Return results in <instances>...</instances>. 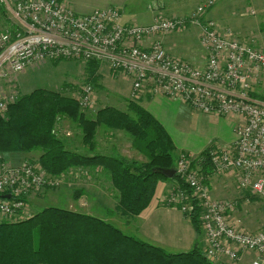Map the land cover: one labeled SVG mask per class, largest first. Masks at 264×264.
Returning <instances> with one entry per match:
<instances>
[{
	"label": "built area",
	"instance_id": "obj_1",
	"mask_svg": "<svg viewBox=\"0 0 264 264\" xmlns=\"http://www.w3.org/2000/svg\"><path fill=\"white\" fill-rule=\"evenodd\" d=\"M0 3L10 15L9 23L0 26V117L18 100L16 82L27 67L59 59L104 64L130 81V101L138 102L149 89L198 112L235 117L233 142L209 147L212 171L234 177L240 191L264 202V49L205 17L213 0L184 15H166L159 6L146 24L122 23L116 6L78 14L63 0ZM191 27L198 31L203 65L170 53L163 42L164 36ZM147 39L150 44H145ZM84 82L74 92L81 110L97 99L95 86ZM195 159L182 152L175 161V174L190 192L178 184L160 201L185 215L198 207L203 254L210 262L220 257L236 261L243 253H252L250 264H264V227L255 231L243 227L233 217L237 202L212 196L203 171L192 165ZM37 161L14 162L0 152V223L29 218V199L47 187L72 185L75 175L89 177L83 167L76 173L52 175Z\"/></svg>",
	"mask_w": 264,
	"mask_h": 264
},
{
	"label": "trees",
	"instance_id": "obj_2",
	"mask_svg": "<svg viewBox=\"0 0 264 264\" xmlns=\"http://www.w3.org/2000/svg\"><path fill=\"white\" fill-rule=\"evenodd\" d=\"M97 67L96 62L89 61L85 70L92 75ZM128 108L130 114L124 115L111 106L101 107L96 118L90 119L76 101L54 90L34 89L11 105L4 118L0 117V152L9 157L11 153L37 151L41 166L52 175H65L70 170L76 173L78 167L87 169L90 177L75 175L73 187L85 178L87 182L99 180L95 170H104L106 175L101 173L99 177L109 180L111 198L115 200V208L109 210L111 214L126 218L137 216L149 206L158 179L164 177L159 169H174L176 156L174 142L162 124L138 102L129 101ZM99 114L107 116V123L121 125L134 147L145 154L146 161L94 152L97 125L103 123ZM61 116L74 121L83 144L92 150L91 155L73 151L54 132L57 118ZM208 151L209 148L203 150L192 164L201 162L204 173L212 170ZM174 178L180 188L190 192L178 175ZM84 192V189L77 190L73 196L77 199ZM198 216L196 205L186 215L202 236ZM0 264L215 263L204 256L197 244L188 251L167 252L126 234L94 214L49 205L25 220L0 223Z\"/></svg>",
	"mask_w": 264,
	"mask_h": 264
},
{
	"label": "rangeland",
	"instance_id": "obj_3",
	"mask_svg": "<svg viewBox=\"0 0 264 264\" xmlns=\"http://www.w3.org/2000/svg\"><path fill=\"white\" fill-rule=\"evenodd\" d=\"M157 1L158 0H126L125 9L123 10L122 7L120 9L122 11L121 14H124V12H128V11L132 13H137V14L142 13V12L150 13V11L155 12L157 7L160 6V3H157ZM164 1H165V6L164 5L161 6V10L163 11V13H165L166 15H182V14L190 13L196 8L198 4L206 0H164ZM213 1H214L213 6L205 13V17L209 19H214L216 21H218L219 19V21L222 20L223 22H226L228 24H233L234 17L236 18L237 16L241 19V21L244 22L245 25L250 26V28H253V29H256V24H257L258 30H260V33L263 35V37L257 39L256 40L257 43L254 46L261 47L262 49H264V29H262L264 28V14H262L260 10H257V11L254 10V9H258V7L260 8L259 3L263 5L264 0H257V1H254V0H217V1L213 0ZM116 6L120 8L119 5H116ZM1 18H2V22L4 25L9 23L10 21V15L8 14V12L1 13ZM138 20H144V19L138 17ZM231 20H233V22ZM259 20H261V23H259ZM220 23H219V27H221ZM222 27H226V26L222 25ZM196 30L197 29H195V27H191L187 30L180 31L179 33L174 32L170 36H174V35L177 36V38L173 39L174 40L173 42L175 43V46L172 45L174 50L179 52V54L185 55L186 59L193 61L195 64L203 65L204 55L195 37V34L198 35V31ZM190 31L193 32L191 40H189L187 43L178 42V39H182L184 37V34H188ZM248 32L254 33V37H251L250 34L248 35L249 39L256 38L255 32L253 30H249ZM173 42H170V43H173ZM190 52L195 56L194 58L195 60L193 59L191 60L187 57L188 53ZM88 62L89 61H85V60H61L59 59V60H47L45 62H41V63L34 64V65L27 67V69L18 76V80L16 82V88L19 94L18 100L21 98V96H23L26 93H30L34 89H45L49 91L54 90L56 93H59L61 96L70 98L73 101H76V95L74 93L77 90L76 85L85 83L84 81H87V80L92 81L95 84V86H97V88L95 87L97 93L98 92L100 93V91L102 92V90H104L105 87H103L104 89H102V87H98L94 79L95 75H100L101 73L100 70L102 69L97 67L94 73L90 75L85 70ZM105 75H107L106 71H105ZM111 96L109 97L111 101H114L116 99L115 104H117L118 101L120 100L123 107L126 106L124 108H127V109L122 110L123 111L122 114L124 115L130 114V111L128 108L129 100L125 101V98L123 99L121 96H118V97H115V96L111 97ZM104 97L105 95L102 96L100 94V98H98V94H97V99L94 105L89 107L86 110H82L84 111L83 113L86 115V117L90 119L96 118V116L94 115H97V112L101 109L99 107L105 103ZM118 107H121V106L119 105ZM199 113L200 112L198 111L190 109L189 114L178 116L176 117V120H175L176 124L178 125V129L176 130H178L182 134H189V135L191 134L190 138L192 140H190V147L192 148L197 147L198 145L202 144V139H200V134H208L210 131L209 121L206 118L200 117ZM98 117H99V120L103 122L97 125V131L99 132L97 133L98 140H100V142L103 143L104 141H106L104 138L109 136L108 137L109 140L106 141V144L109 143L110 145V143L114 142L113 140L115 139L114 137L116 136V133L118 134L121 133V127H120L121 125H118V124L114 125L111 123H107L106 122L108 120L106 119L107 116L105 115L103 116V114H99ZM57 119H58V122L64 119V121L60 123V127H63L64 131H62L59 137L63 139L66 143H69L67 139L73 137L74 136L73 134H77L79 130L77 131L78 128L74 129L73 127L71 130V125L74 126L75 123L74 121L70 120L68 117L61 116L60 118H57ZM119 120L123 122L122 118H120ZM234 124H232V122L228 123L227 120H225L224 118H220L217 122L216 134H211V137H210L211 142L213 143H211L209 146H212V145L226 146L227 144L232 143L233 141H230V140L232 139V136H233V125ZM118 134L116 137H118ZM110 137H113V138L110 140ZM175 140H177L176 137H175ZM102 145L105 146L104 144ZM202 146L203 148H206L208 144L203 143ZM177 149L174 153L176 158L179 154ZM81 151L85 152V151H88V149L86 146H84L81 148ZM184 152H189V151H184ZM30 153L32 154H28L30 156L29 159H36V161L39 159V155H40L39 152L34 151ZM21 154L25 156V154L23 153ZM37 162H39V160ZM194 167L195 169L200 170L199 165L196 166L195 164ZM101 172L104 175H106V172L104 170ZM100 175L101 173L99 174V176ZM83 176H86V175H83ZM217 176H222V175L219 174ZM230 180L232 182V187L230 188L231 195L226 198H218V199H229V200H233L237 202L235 211L233 212V217L237 218V220H239V222L241 223V225H243V227L249 228L251 229V231H255V230L263 228L264 227V202L252 196L248 192L240 191L238 189L236 179L230 178ZM84 183H87L86 178L80 181L79 184L77 183L78 187L77 186L73 187L71 185H67L64 183L58 186L47 187V189H45L41 193L40 192L37 193L36 195H34L33 198L29 199V204H30L29 209L32 210L31 214L33 215L36 210H41L42 208L49 206V205L67 207L72 210L87 212L89 208L86 206L88 203H86V199L84 195H82V197H78L77 199L74 198L73 196V194L77 190H82V189L85 190V194L89 192V194L92 195L94 190H92V188H90L89 186L83 185V187H79ZM109 190L110 189L108 188V192ZM105 192L106 190L104 189L103 184L100 185L99 183V188L96 190L95 195L99 197L100 199H102L104 197ZM210 192H211V189H210ZM160 193L157 194L155 190L154 197L155 195L160 196ZM95 195H94V198H95ZM154 197L152 200L153 202L157 201V199H154ZM245 198H247L249 201L245 202ZM96 206L97 207L94 212L99 214V216L100 215L107 216V217L109 216L110 220H113L114 222L113 225L117 226L120 229H123L124 230V231L122 230L123 232L127 230L125 229L124 226L129 227V225L128 224L122 225V222H120V220L122 221V219L124 220L126 218L121 217L119 215H115V213L111 214L110 213L111 211H109L111 207H113V209L115 208V204L107 205L105 203H99ZM111 215H113V217H111ZM129 222H131V225L134 223L133 220L128 221V223ZM129 232H133V234H135L134 228L133 229L131 228ZM136 236H139V235L137 234ZM230 261L234 262L233 260H230Z\"/></svg>",
	"mask_w": 264,
	"mask_h": 264
},
{
	"label": "crops",
	"instance_id": "obj_4",
	"mask_svg": "<svg viewBox=\"0 0 264 264\" xmlns=\"http://www.w3.org/2000/svg\"><path fill=\"white\" fill-rule=\"evenodd\" d=\"M7 1H9L10 3H14L16 0H7ZM63 1L68 2L73 7L74 11L78 14H87L93 11L94 9L105 8L108 6H116V5L120 6V8L116 6L119 8V10L121 9V7L124 10L125 4H126V0H63ZM254 1H257V0H254ZM157 3H160V6L162 5L165 6L164 0H158ZM259 5H260V8L258 7V9H254V10L255 11L260 10L261 13L264 14V3L263 5L259 3ZM3 12H6V11L3 7V4L0 3V26L1 27H4L6 25V24L5 25L3 24L2 18H1V13ZM121 12L122 11L120 10V13ZM153 16H154V12L152 11H150V13L142 12L139 14L128 11V12H124V14H121V20H122V23L138 21L137 23L146 24L152 21ZM138 17L143 18L144 20H138ZM231 21L233 22V20ZM217 22L219 23L222 22L220 23L221 26L222 25L226 26L225 28L229 27L236 37H238L240 40L248 44L250 43V44L255 45L257 43L256 40L263 37V35L260 33V30H258V25L256 23H255L256 29L250 28V26L245 25L244 22L241 21V19L237 16L236 18L234 17L233 24H228L226 22H223L222 20L219 21V19ZM259 23H261V20H259ZM249 30H253L255 32V36H256L255 39H252V38L249 39L248 37L249 34L251 37H254V33L253 32L249 33L248 32ZM170 35L163 37V42H164L165 47L170 53L177 55L179 57L184 56V58L186 59L185 55L179 54V52L173 49V46H175L173 39L177 38V36L175 35L170 36ZM192 35H193V32L190 31L188 34H184V37L182 38L183 40L178 39V42L187 43L189 40H191ZM195 37H196V40L198 41L196 34H195ZM151 39H147L145 41V44H150L149 42ZM170 42H173V43H170ZM187 57L191 60L192 59L195 60L194 59L195 56L191 52L188 53ZM191 62L194 63L193 61ZM97 64H98V67L102 69L100 70L101 71L100 75L101 74L102 75L101 77L100 75H95L94 79L98 87H102V89H104L103 87H105V89L102 90V92L100 91V93L99 92L97 93L98 98H100V94L102 96L105 95L104 97L105 103L99 108L105 107V106H111L119 111L127 109V108H124L126 106L123 107L120 100L118 101L117 104H115L116 99L114 101H111L109 97L111 95L115 97L121 96L123 99L125 98V101L129 100L128 94L130 92V81L126 77L110 71L106 65L100 64V63H97ZM105 71L107 75H105ZM87 81L91 82L95 86V84L92 81L90 80H87ZM95 87L97 88V86ZM138 104L144 109H146L149 113H151L162 124V126L168 132V134L170 135V137L172 138L174 142L175 151L177 148H178L177 150L179 153H182L184 151H189V152H184V153L192 152L191 154L194 153L193 155H195L196 158L200 155V153L203 150L211 147L209 145L213 142H211L210 137H211V134H216L217 122L220 118H224L225 120H227L228 123L230 122H232V124H234V122L236 123L235 117H231V118L215 117L210 114L200 112L199 116L202 118H206L209 121L210 131L208 134H200V139H202V144L198 145L197 147L192 148L190 147V140H192L190 138L191 134L190 135L182 134L178 130H176L178 129V125L175 122L176 117L182 116L184 114H189V110L192 109L190 106H188L187 104L179 100H174V99H170V98L159 96V95H153L149 89L143 93L142 97L138 100ZM119 105L121 107H118ZM63 121L64 119H62V121L60 122L57 121L55 124L54 132L58 136L62 133V131H64V128L60 127V123ZM234 125H233V129H234ZM74 126L71 125V130H72V127L74 129L75 128L77 129L76 125ZM97 133L99 132L96 131L95 137H94V148H93L94 152H100L102 154H106L110 156H120V157H124L127 159H135L138 161H146L147 158L145 154L142 153L139 149L134 147L132 140L130 139L129 135H127V133L124 130H121L120 134L116 133V136L118 134V137L115 136L114 137L115 139L113 140L114 142L110 143V145L109 143L106 144V141L109 140L108 139L109 136L105 137L104 139L106 141L101 143L100 140H98ZM73 135L75 137L73 136L67 139L69 142L67 143V146L73 151H77L80 153L82 152L81 148L86 146L88 151H85L82 153L91 155L92 150L87 145L83 144L81 140L80 132L78 131L77 134H73ZM175 137L177 140H175ZM112 138L113 137H110V140ZM233 140H234V133L230 141H233ZM203 143H207L208 146L206 148H203L202 146ZM102 144H104L105 146H103ZM23 154H25V156L22 155L21 153H11L10 156L7 158L10 159L11 161L17 162V161L23 160L22 158L24 157L29 158L30 156L28 154H32V153H23ZM197 160L198 159H195V161ZM195 164L196 166L199 165L200 167L199 169L202 170L203 166L201 162L198 161ZM98 170L99 169L97 168L95 171H97L99 180H97L98 179L97 178L96 179L97 181L91 180L79 186V187H83V185H87L90 188H92V190H94L92 195H90L89 192H87V194H85L84 192L82 195H84L86 199V203H88L86 205L89 208L87 212L97 215V216H99V214L94 212L97 207L96 206L97 204L105 203L107 205H111L113 204V202H115V200L111 198L112 192L110 189L111 185L109 183V180L100 179L99 174L102 172ZM205 172H207V170ZM203 174L206 177V182L209 184V187L211 189V194L214 198H226L231 195L230 188L232 187V182L230 178H234V177L223 176V175L217 176V174H215L214 171L212 170H209V172L207 173H204L203 171ZM77 179H80V178H77ZM77 179H74V180H77ZM79 183L80 182H78V184ZM99 183L100 185L103 184V187L106 190L104 197L102 199H100L99 197L95 195L96 190L99 188ZM176 185H178V182H177V179L174 178V176L171 178L164 176L163 178L158 179L156 183V192L157 194H159L161 191V193H160V196L155 195L154 197L153 195L154 199H157V201L153 202L152 201L153 198H152L149 206L141 214L134 216V217H130V218L125 217L126 219L124 220L122 219V221L120 219L118 220L122 222V225H127V224L129 225V227L124 226L125 229H127L126 230L127 232L125 231V233L131 236H134L137 239H141L143 241L152 243L154 245H158L162 247L163 249H165L167 252L174 253V252L188 251V250H191L195 246V244L199 245L203 251V248H204L203 235L202 236L199 235L194 230L191 222L185 216V214L181 212L177 207L167 206L160 201L161 196L169 188L175 187ZM108 188L110 189L109 192H108ZM94 195H95V198H94ZM115 215H119V214L115 213ZM99 217L114 224L113 220H110L109 216L107 217V216L100 215ZM111 217H113V215H111ZM131 220L134 221L132 225H131V222L128 223V221H131ZM131 228L132 229L134 228L135 234H133V232H129ZM137 234L139 236H136ZM254 258L255 256L252 253H243L240 256V258L234 262L230 261V259L226 257H220L215 264H250L254 260Z\"/></svg>",
	"mask_w": 264,
	"mask_h": 264
},
{
	"label": "water",
	"instance_id": "obj_5",
	"mask_svg": "<svg viewBox=\"0 0 264 264\" xmlns=\"http://www.w3.org/2000/svg\"><path fill=\"white\" fill-rule=\"evenodd\" d=\"M159 172L163 176L168 177V178H171L175 175V169L173 168H162V169H159ZM6 197H9V195H6Z\"/></svg>",
	"mask_w": 264,
	"mask_h": 264
}]
</instances>
